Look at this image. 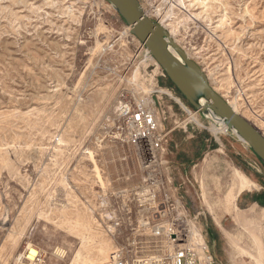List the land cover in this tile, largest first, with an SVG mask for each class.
<instances>
[{
  "label": "rangeland",
  "instance_id": "1",
  "mask_svg": "<svg viewBox=\"0 0 264 264\" xmlns=\"http://www.w3.org/2000/svg\"><path fill=\"white\" fill-rule=\"evenodd\" d=\"M140 2L264 133V0ZM127 25L108 0H0V264L31 245L47 264H101L148 235L138 228L146 212L131 205L128 225L114 221L129 197L118 191L136 188L142 171L133 147L113 136L119 102L147 96L168 134L176 195L218 264H264V208L247 203V190L224 204L234 168L259 188L263 164L195 113Z\"/></svg>",
  "mask_w": 264,
  "mask_h": 264
},
{
  "label": "built area",
  "instance_id": "2",
  "mask_svg": "<svg viewBox=\"0 0 264 264\" xmlns=\"http://www.w3.org/2000/svg\"><path fill=\"white\" fill-rule=\"evenodd\" d=\"M157 114L145 101L124 99L117 107L113 136L133 147L142 181L136 188L118 191L129 197L125 206L115 207L124 211V215L120 211L121 215L114 221L118 226L128 225L126 212L131 205L146 212L141 215L138 228L148 235H134L113 249L101 264H218L203 231L182 198L176 195L178 188L166 171L163 153L168 134L162 129ZM55 253L62 256L65 250L56 247ZM13 264H47V254L31 245Z\"/></svg>",
  "mask_w": 264,
  "mask_h": 264
},
{
  "label": "water",
  "instance_id": "3",
  "mask_svg": "<svg viewBox=\"0 0 264 264\" xmlns=\"http://www.w3.org/2000/svg\"><path fill=\"white\" fill-rule=\"evenodd\" d=\"M108 1L132 26L131 33L145 44L190 105L215 124L234 132L264 164V133L213 88L201 66L188 56L168 29L146 14L140 0Z\"/></svg>",
  "mask_w": 264,
  "mask_h": 264
},
{
  "label": "crops",
  "instance_id": "4",
  "mask_svg": "<svg viewBox=\"0 0 264 264\" xmlns=\"http://www.w3.org/2000/svg\"><path fill=\"white\" fill-rule=\"evenodd\" d=\"M213 130H215L214 127H213ZM217 132H219V131H217ZM263 166H264V164H263ZM234 170L239 173V176L235 180H232L231 186L224 196V204H225L226 209L229 210L232 205H234V204L236 205V200H237L238 196H239V200H241L242 196L244 194L243 192L245 190H247L249 193V194H247V196H248L247 203L248 204L256 205V206L264 208V180L261 181L262 185H260V184L258 185L259 188H252L256 183L254 181H252L239 168L235 167ZM227 198L229 201L231 200V202H230L231 205L228 204Z\"/></svg>",
  "mask_w": 264,
  "mask_h": 264
},
{
  "label": "bare ground",
  "instance_id": "5",
  "mask_svg": "<svg viewBox=\"0 0 264 264\" xmlns=\"http://www.w3.org/2000/svg\"><path fill=\"white\" fill-rule=\"evenodd\" d=\"M145 12L148 14V11L147 10H145ZM128 26V30H131V28H132V26H130V25H127ZM169 32H170V34H171V36L178 42V40H177V38L175 37V34H174V31L173 30H169ZM171 49L175 52V50L171 47ZM149 51V50H148ZM187 52V54H188V56L189 57H191V54L188 52V51H186ZM176 53V52H175ZM192 58V57H191ZM156 60V59H155ZM157 61V60H156ZM141 101V100H140ZM142 101H145L146 103H148V104H150V105H153L154 104V102H153V99L151 98V97H149V96H147L146 98L144 97L143 99H142ZM235 109V108H234ZM236 110V109H235ZM237 111V110H236ZM238 112V111H237ZM157 116H158V114H157ZM216 124H214L213 125V127H214V129L216 130V131H219V130H222V131H226V126L225 125H220V126H218V125H216ZM242 140V139H241Z\"/></svg>",
  "mask_w": 264,
  "mask_h": 264
}]
</instances>
